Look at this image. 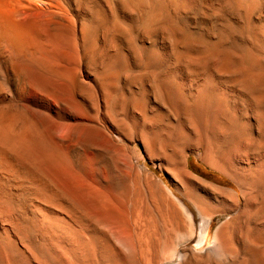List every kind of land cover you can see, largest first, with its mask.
<instances>
[{
  "label": "rangeland",
  "instance_id": "obj_1",
  "mask_svg": "<svg viewBox=\"0 0 264 264\" xmlns=\"http://www.w3.org/2000/svg\"><path fill=\"white\" fill-rule=\"evenodd\" d=\"M44 4L45 5L40 6L41 10L40 9L39 10L33 9L34 11L32 10L33 17H35L34 22L36 20V25L35 23L34 25H35V28H37L39 35H40V36L38 35L39 36L38 38L40 40V42L39 40L38 42L40 43V45L42 44L41 46L44 45L43 48L49 49L48 52H50L52 49H55L54 50L55 52L61 51L60 53L56 52L57 54L56 55L55 53H53V50H52L51 52L53 54L48 53V55L47 54L46 55H47V59H50L49 60L50 62L54 61L56 64H57L56 60H58L59 63L62 62V64H64L63 68H65L66 66L65 64H68L65 62L66 58H68L69 55L73 54L67 59L68 61L72 59L70 60L72 63L69 61L70 64H68L67 66L68 67L72 66L71 68H73V65H74V67H76L77 69L73 68L74 70L70 69V71L74 72L75 74H79V77L81 78L80 79L79 77L77 78V83L72 84V82H69L68 83L70 85L69 86L67 85L68 81L66 79L61 80V78H63L61 77V75H59L57 78L56 77L57 70L56 71L53 70V66H55V69H56V67L58 68V66L59 65L61 66V64H58L56 66L54 63H51L52 68L47 69L43 66L40 67L41 65L39 66L36 63L29 62L28 60L27 61L12 60L7 50L6 49L3 50L2 48L3 45L0 44V110L1 109L4 110V108L6 107L5 108L6 110L12 109L9 112L10 113L14 112L13 114H15L16 111L18 112V110L21 109L17 115H19L21 111L22 113L26 111V113L24 114L27 117H25L24 114H20L21 116L23 115L25 117L24 118L22 116L25 119V121L27 120L28 122L27 118H31L32 116H33V118H31L32 121L30 119L31 124L32 122L34 123V120H33L34 118H36L37 121H40L38 122L39 123L38 127H36L37 125H35V128L38 130V128H40L41 126L42 127L41 132L39 131L40 130L39 129L38 131L36 130V133L37 134L40 133L38 134L39 136H42L44 134L45 136H49L54 141V143L56 141V144H53V147H52V144H48V142L53 143L51 139H50L51 140L50 142L49 137H47L48 140L46 139L45 136H43L45 138L41 137L43 138L42 141L45 139L44 142L46 143V145H44L45 143L43 142L44 144L42 143L43 144L42 146L44 147L43 148L41 147L43 150L44 149L46 150L45 151L46 153H44V157H48V155L49 156L53 155L52 156L53 159L50 158L49 159L50 161L47 160L46 158L47 162H49L48 164H50L49 168L54 169L55 167L52 166L51 163L57 162L56 164L58 165V167L60 166L58 168V171L62 173L64 177H62L60 173L56 172L57 169L54 170V173H55L54 174L52 170L51 172L50 169L46 167L48 164L44 163L46 160L43 158V154L41 158L42 150L40 151V153L38 152V154H40L38 156L40 157L37 158L36 156L37 151L34 152L36 155L33 153L34 154L33 156L34 157L36 156L37 161L40 160V158L43 159L44 161L42 162V164L44 163L45 166L41 164L42 165L41 167H46L49 170V172H47L48 170L46 168H45L46 171L43 170L44 168L41 169L37 164H36L37 166L32 165L31 167L34 170L36 169L35 172H39V171L43 172V174H41L40 172L38 173V174H41L43 177H44V174L46 173L45 174L46 178L50 180V182L51 180L53 181L54 179L57 181L58 179L57 176L59 177V182L61 179H63L64 182L62 180L60 182L61 187L59 184L56 183V181H54L55 183L54 182H51V183H54V186L56 185L59 186L61 191L62 190L64 191V188L62 187H65L67 190L65 189L64 191L65 192L64 194H66L65 196L62 194L64 197L60 196L61 199L63 200L59 198L61 201L59 202V199H58V202H59L58 204L60 205L59 207L56 208L55 207L56 204L55 205L49 204V206H46L44 203H41L38 200H35V203H34V201L32 200L33 202L29 201L26 203V206L23 212L20 213V216H17L19 217L18 218L19 221L17 220L15 216L14 218L15 220L13 219V222L17 221L19 222V224H21L22 223L21 221L25 219L31 220L33 219V212H38L39 214L41 213L49 217H53V218L55 217L57 219H60V221L62 222V224L59 223L60 226L63 227L65 225V227L67 228H69L70 226V229L78 228V230L75 229L76 231L75 230L73 231H74V234L77 233L76 239L77 237L80 238L76 241L79 243V244L76 243V246L79 248L80 252L83 249L82 248L83 246L81 247V244L83 242L82 239L85 238V234H86L85 230H86L88 231L87 232L88 236H86L84 241H86L87 239L86 242L90 240V243H91V240L93 238H90V236L96 237V235L98 236V238H95V240L98 241L99 237H101L103 240L102 241L100 239L99 240L100 242L98 241L99 245L95 243L96 241H92L91 243V245L95 247L98 245L97 246L98 248L96 247L97 249H93L94 252L95 251L98 252L97 254L98 256L97 255L95 256L96 258L101 256L100 254L106 248H107L106 250L110 249L111 251L113 248L111 245L112 243L115 248L113 250H115L116 253L115 251L113 252L111 251V252L114 254L118 253L117 256H121V257L125 256L126 252L125 250L123 251L125 247H123V245L121 244L119 240H120V237L121 239H123L127 234L133 232L134 235L143 237L141 238L142 240L147 239L146 241H148V243L150 244V248L153 249L152 250L150 248H147L149 247V244L143 241V244H144L143 250H145L144 253L147 252L145 254L146 256L143 253L141 257L142 262L144 260L143 264L144 263L153 264L154 257L156 259V262H155L156 264H175L177 260L176 256H178L181 253V251L184 249L192 248L193 250L201 251L203 248L211 247L213 245L214 235H215L216 230L221 224H223L227 220V218H229L230 215H228L227 213H223V212H217V213L214 212L215 214L212 212L211 229L208 231L205 239L203 237L204 240L201 243V245H199L198 241L199 239L202 238V227L205 223V220L203 219L202 215H200L199 211L196 209L193 202H191L192 200L189 197L183 195V193H181L180 191L176 190V188L173 186L170 179L168 178L167 173L169 172L171 167L174 169V163L172 162L170 164V161H173V160L176 161L177 158L179 159V158L186 157L187 159L185 158V166L187 165L186 167L189 169V171L194 176L199 177L200 179L210 184H214L215 186L222 188V189L238 190L239 193L243 192L244 190H241L240 188H238L237 185L226 175V173L218 169L212 168V166L207 162V157H208L207 149L204 146L203 142L198 141V138H200L202 134L204 136V132L201 129L202 131H200V133L195 131L197 133L196 134L193 128H190L191 124L189 122L191 121V118L189 119V115L192 113V111L195 110V108L192 107V103H191L193 102V99H198L196 101L202 102L204 100L203 98L209 94L210 96L215 97L217 101H219L217 102L218 105L216 103V106H215V109H218V110H219L218 106L220 107V110L217 112H221L223 108L228 109L230 107L233 112L230 110V108L228 109L229 112L233 113L234 115L238 114V116H240L243 110H242V106L240 105L238 101V99L241 96L239 94V88L235 86V83L237 81L236 77L234 76L231 77L230 74L229 75L222 74L219 72V70L217 71L216 68H218V64L215 58H211V60H207L205 61V63L203 64L201 63V65L199 64L198 66H189L187 63V58L185 56L187 55V52H188L189 57L198 58V56L202 57L212 52L229 53L230 50L232 51V56L237 55L239 57L240 56L249 57L251 50H252V53L250 57L254 56L256 53V46L260 45L261 42H263L264 40V15H263L264 14V0H150V1L149 0H130V1L129 0H45ZM18 7L20 8L23 6H18ZM25 7L26 6L24 5V8ZM19 8H15V9H19ZM21 9L22 8L18 10V16H17V20L20 24L24 22L23 19L25 18L24 13H22L23 9L22 10ZM23 12L25 11L23 10ZM156 12L158 13V15ZM155 13H156V16L154 15ZM88 25H91V26H88ZM86 26H88L89 28L88 27L86 28ZM84 29L85 31L87 29L89 31V33L88 31H86V35L87 34L89 35V36L87 35L88 38H86L84 35L85 34V31H83ZM128 30L131 31V33ZM173 34L175 35L173 36ZM131 36H133L134 38L133 37L131 38ZM189 42L190 43L193 42L192 45ZM51 44L53 46L52 49H50ZM182 47L183 48L188 47V51L186 52V49L184 51ZM210 48L212 49L211 52L209 51ZM245 48L249 49L250 51L246 50ZM217 50H220V51H217ZM227 50L229 52H227ZM62 51H64L66 54L64 52L62 53ZM236 51L238 52V54ZM59 54H62L61 55L62 57ZM51 55H55L54 57H52L53 60L51 59V57L48 58V56H51ZM72 56L75 57L74 61L75 60L77 61L74 62ZM23 64H25L26 66H24ZM30 65L32 68L30 67ZM29 67L32 70L31 69L29 70ZM43 68L46 70H44ZM51 69L54 71V73L55 72L56 73L52 74V72H49ZM104 75L105 76L107 75L106 78L108 79H104L105 78ZM138 75L139 77H137ZM100 77H102L101 78L102 80L100 79ZM140 77H142L144 81H142ZM137 79L140 81H137ZM41 80L44 81L46 84L44 83L43 85V82L41 84L40 82ZM80 80L83 82L80 83L81 82ZM155 81L156 83H154ZM108 82L112 83V85L108 84ZM156 84L158 85V87L161 88L162 91L161 90L158 91L159 88L156 86ZM105 85L107 89L111 91L110 97L112 96L111 98H113V100L111 98L110 99L112 101L109 99V95L105 96L108 94V91ZM208 86H210V89L207 88ZM50 87H52V89ZM48 89H50L49 90L50 92L48 91ZM52 90L54 91L56 90L55 91L56 94L54 91L52 92ZM159 92H161L162 97H160L161 94ZM155 93H157L158 95L156 96ZM47 94L49 95L47 96ZM113 95L115 97H113ZM106 97L109 99V101H106L107 100ZM135 97H136V100H135ZM157 97L158 99H156ZM128 98H130L131 100H129ZM144 98L147 99L146 103L147 101L149 103L148 105L144 106L145 107L144 109L141 108V110L143 111L142 112L139 109V107L137 108L138 106L137 104L141 103L142 102L141 100L145 101ZM95 99L97 100V102ZM115 101H116V104L114 103ZM109 103H111L112 106ZM107 104L108 106L110 105L111 107H113L110 109L113 113L112 117L108 115L110 110ZM173 105L175 106V108L173 107ZM7 106H9L10 108ZM199 109L202 110V112L199 110V113L201 114V115L199 114V116L202 117L203 107L201 106ZM173 111L174 112L176 111L175 112L176 115ZM177 112H178V115H177ZM143 113H145L146 115L148 114L149 116V117L147 116L148 118H150V116L155 117V120H153L154 122L150 120H145ZM110 115H111V112H110ZM176 117L179 118V120ZM144 120L146 122H144ZM199 120L202 123L203 119H199ZM215 121L216 122L219 121L218 123H216V125L218 126V124H220V120L216 118L214 119L213 123H215ZM35 123L37 124V122ZM40 123L42 124L40 125ZM152 123L154 124L153 126L150 125ZM104 124H106L105 126L106 128L108 127L107 129L104 127ZM100 127H103L102 131H99ZM175 127L177 128L181 127L180 128L181 130L179 129L180 132H178L177 128ZM52 128L56 130L57 134L55 132H53L52 134L51 132L53 130ZM97 129H99L98 132H97ZM94 130L95 132L98 133L97 134L98 136H95L96 134L94 135ZM143 130H145L147 134L151 136L147 135L145 131L143 132ZM175 130L178 133L177 136H176V132H172ZM100 132L101 134L104 132V134L99 136ZM173 133L175 134V136L172 135ZM55 134L57 137L54 136ZM88 134H91V136ZM92 134L94 136L92 141H96L95 143L94 142L93 143L97 146L95 150H94L95 146L91 144L90 140H87L90 137H92ZM145 134L149 139L152 137L150 141L154 142V144L152 143V147L154 148V150L156 148H158L157 150H160L162 143L169 141L168 143L166 142L167 144H164L165 146L164 152L163 153L155 152L153 149H152L153 151L149 150L145 142V138H146ZM84 135L85 137L83 138L84 139L83 140L82 137ZM60 137L62 138V140L63 139L65 140V141L63 140L64 143H62V140L60 141ZM41 138H38V139L40 140ZM154 138H155V141L152 140ZM173 138L175 140H173L172 142ZM185 138H188V139H185ZM80 139L82 141H86V140L87 142L90 141L89 142L90 144L89 143L86 144V142L81 144L82 142ZM181 139L183 140V142ZM99 140H101V142ZM187 140H189V142ZM197 141L200 142L199 145ZM186 142L189 146L186 144ZM195 142L197 143V146L195 145L196 144ZM174 143H175V146H174ZM39 144L41 145V143ZM39 144H38V148H39ZM177 144L178 146L179 145L180 146L178 147ZM90 145H92V147H90ZM185 147L188 149H186ZM41 148L37 150H40ZM217 149L218 148L215 147L213 149V152L216 151L215 153L222 158L223 160L222 163L224 164H221V165H223L222 167L226 166L225 168L227 170L224 168L226 171H228L229 169H234L238 172H245V171H249L250 169L257 170L260 166H262V164L264 165V152H261L262 154L260 152H258V154L257 152H249V153L244 154L245 152L243 153L238 150H234L235 151L234 153V151H227L226 149L223 151L221 149H218V150ZM52 151L54 153H52ZM83 151L85 153H83ZM62 152L67 157H65ZM150 152H152V154ZM154 152L156 153V156H154L155 155ZM171 153L172 155L169 157ZM224 153L225 154L227 153V154L225 155ZM57 154H59L58 155L59 157L56 156ZM150 155H153L154 157L153 156L151 157ZM229 155L231 156L229 157ZM60 157L61 158L63 157L64 159L63 158L61 159ZM62 160L63 161L68 160L69 162L66 163V162H63ZM224 160L226 163L224 162ZM62 162L66 165L63 166ZM34 163H37V162H34ZM53 165H55V163ZM163 165L165 166V168ZM167 167L169 168L167 169ZM37 169H39V171H37ZM117 170L119 172H116ZM50 172L52 173V175L54 176L56 175L55 178L52 175L49 176ZM120 172H122L123 174H120ZM102 174L105 175L106 177L103 176ZM105 178H108V179H105ZM137 178H138V181H137ZM145 178L147 179L146 183H145ZM149 178L156 179V180L162 179L167 185V187L170 190L175 192L177 199L180 200V203L184 205V206L182 205V207L188 210L187 211L189 212L188 215L193 216V221H194L193 228H192L193 235L190 239L187 240L184 238H180V234L183 235L186 231H189L190 229L189 225H186L185 228L177 229V232L179 233L177 234V236L174 235L177 232H175L173 228L172 230L171 227L169 228V226L167 225L163 226V224L165 223L162 224V221L159 218V215L154 206V203H152L153 199L150 197V193L147 188L149 184L148 182ZM105 180H107L109 183ZM141 180L144 181L141 184L142 186L139 185ZM120 182L121 184H125V185H121ZM4 183L5 182L0 181L1 186H5ZM51 183H48L49 185L47 184L44 186V187L48 186L46 190H48V188L52 186ZM117 184L119 186H117ZM67 185L69 186L71 185L72 188L74 187L73 192H75V190L76 192H78L77 196L74 195L78 200H76L73 196L70 197L72 192L69 191L71 188L70 187L67 188L68 187ZM134 186H136L138 189ZM140 188L143 190H141ZM122 189H125L126 191ZM145 189L147 190L144 191ZM48 191H49L47 192L49 193L48 195H50V192L52 194L51 188ZM66 191H69V193L67 192L69 195H67ZM120 191L122 193H120ZM246 191L247 190H245V192ZM81 192L82 193L84 192V195ZM139 192H142V193H139ZM79 193L80 195H78ZM143 193L148 194L147 196H144L145 200L142 198L141 199L136 198L138 197V194H140L141 197H143ZM81 194L84 196L83 198L84 202L81 203L82 201H80V204H79L77 201L81 199V197L79 199V196H82ZM91 194L92 196H95L97 194L99 195V197L96 196L95 198L99 199V201L102 200V202L101 203L99 202L98 204V200H97V203L94 202V204L95 206L98 205L97 206L98 208L100 206L102 207L98 209L97 207L94 206L92 199H95V198L92 197V199H90ZM101 195H102V198H101ZM85 196H90V198L89 199L85 198ZM67 197L70 198V201ZM72 198L74 199V201ZM71 200L73 201V203H71ZM75 200L77 203L75 202ZM138 200H141L140 203H143V204H139L141 206H138L137 208L138 210L137 209L135 210L134 208ZM147 200H148V203L146 202ZM86 201L92 202V203H89V202L88 203L92 204L94 208L90 207L91 208L90 209ZM68 202L70 203L68 204ZM62 203H64V205H61ZM75 205L78 207L81 206L80 208L81 212L82 211L83 213L85 212L84 214H87L85 216H88V218L90 219L86 220L84 218L85 217L84 214H82L79 211L78 207L76 208L74 207ZM62 206L63 207L65 206L67 208L69 207V208L67 209L64 207L65 208L64 209ZM70 206L72 207L70 208ZM82 206L85 207L86 209L82 208ZM124 206H126L127 208L125 209ZM144 206H146V208ZM143 208L146 213L145 212L143 213V210H141ZM240 208H242V202H241ZM62 209L63 210L67 209V211L63 213ZM74 210H75V213H73ZM87 210L89 212H87ZM92 210L93 211L96 210L100 212L95 211L94 213L92 212ZM76 211H79L80 214H77ZM148 211H149L150 216L148 215ZM151 211H153V213ZM24 212L26 214H24ZM103 212L106 214L104 215ZM68 213H72L70 214V216L72 215L73 219L68 215ZM107 213L109 214L112 213V214L107 215ZM22 214H24V216ZM102 214L105 218V221L103 219ZM131 214L132 215L135 214V215L132 216ZM118 216L122 219H120ZM126 216L128 217L130 216V217L125 218ZM140 216H143V217H140ZM1 217L2 216L0 215V239L5 237L11 243L13 242L17 248L18 247L17 238L19 237V235L16 234L15 231L13 232V230L10 232V230L8 229V226L11 223L12 224L14 223L10 222L9 224V222L8 223L6 221L3 222V219H1ZM133 217H135V219H138V220L140 218H143L144 220L145 219L144 217H147V218L143 222L141 221L142 219H140L139 221L141 223L140 222L138 223V220H135ZM130 218H133L134 220ZM82 219L84 220L82 221ZM124 219H126L127 221L126 220L122 221ZM128 219H130L129 221V224L131 223L130 225H127ZM152 219H154L155 221L154 220L152 221ZM73 220L75 221L73 222ZM77 220H79L78 223L80 224L77 223ZM93 220L98 225H96L95 222L93 223L95 225L85 224L86 222H89V223L93 222ZM131 220L135 224L131 222ZM106 221L107 223L108 222L109 223L107 224ZM119 221H121V224ZM132 223L135 226L132 225ZM157 223L159 224V226ZM73 224L74 226H72ZM79 225H82L84 229L86 227V229L84 230ZM137 225L139 227V230H136L138 229ZM149 225H150V229L151 227H153L152 229L156 231V232L153 231V236L151 235L152 230L150 231L151 234L149 236V230H150ZM87 226L89 228H87ZM96 226L97 227L99 226V227L97 228ZM129 226L132 232L130 231ZM141 226L146 227L144 228L145 230H142V232L140 231L142 228ZM122 228H124L125 230ZM146 229L147 230L149 229L148 232L146 231ZM79 230L81 233H79ZM105 230L108 233H106ZM109 230L111 231V233H109L110 232ZM170 230L171 232L167 233V231H170ZM138 231H140L141 233H139ZM143 231H146L147 233ZM181 231L183 233H181ZM137 232L139 233V235L137 234ZM144 233L146 235H144ZM161 233L164 235H161ZM92 234H95V236ZM107 234H109V237ZM147 234L149 237H152L151 240L147 236ZM168 234H170V236H168ZM111 235L114 238H112ZM110 236L114 241L110 239ZM115 238H117L118 241ZM166 238H168L167 241H166ZM175 238L177 239V241L175 240ZM153 239L158 240V243H157L158 245L155 244L156 240H155V243L151 244V241L154 242ZM172 239L173 241L176 242V244L175 242L173 243ZM106 241H109V242L107 243ZM115 241H117L118 245L121 244L120 246L122 247L118 245L116 246ZM93 242H94V245H93ZM103 242L105 243L104 246H103ZM100 243L102 245H100ZM170 243L171 245L175 244L173 246L174 249L172 248ZM166 244H169V246L167 245V247H170L169 249L170 250L172 249V251L166 248ZM145 245H146V248L144 247ZM176 246L179 247L178 250ZM121 248L123 249L121 250ZM154 249L158 251H155ZM174 250L177 251L176 252L177 254H175L174 257L170 258L169 256ZM165 252L168 254L166 255ZM154 253L156 254L158 253V255L161 256L162 258L157 256ZM163 253H165V256L167 258L163 257L164 256L162 255ZM149 254H150L149 256L150 258L148 257ZM156 257H159L160 263H158L159 260ZM163 258H165L166 260H164ZM145 260H147V262H145Z\"/></svg>",
  "mask_w": 264,
  "mask_h": 264
},
{
  "label": "bare ground",
  "instance_id": "obj_2",
  "mask_svg": "<svg viewBox=\"0 0 264 264\" xmlns=\"http://www.w3.org/2000/svg\"><path fill=\"white\" fill-rule=\"evenodd\" d=\"M44 1L45 0H0V44L3 45V50L6 49L9 56L11 57L12 60H18V61H29V62H32V63H36L37 65H41L40 67H45L47 69L49 68H52V64L51 63H54L56 66L58 64H61V66L59 65L58 69L56 67L55 69V66H53V70H57L55 73L57 74L56 77L58 78L59 75H61V80L63 79H66L67 81V85H69L68 83L69 82H72V84L74 83H77V78L79 77V74H75L74 72L70 71V69L74 70L73 68H76L74 67L73 65V68H71L72 66L68 67L67 65L70 64L69 61L72 60L70 59L69 61L67 60L71 55H69L68 58H66V63L68 64H65V68H63L64 64L59 63L58 60L57 61V64L53 61H49L50 59H47V55L48 53H52L51 51L53 50V53L56 54V52L60 53L61 51H54L55 49H52V44L50 45L52 49L50 52L49 49H45L43 48V46L40 45V40H39V32L37 30V28H35V25H36V20L34 22V18L33 17V14H32V10L35 9V10H39L40 9V6H43L45 5L44 4ZM130 1V0H129ZM150 1V0H149ZM15 5H14V4ZM46 3V2H45ZM51 3V2H50ZM49 3V4H50ZM126 3V2H125ZM132 3V2H131ZM153 3V2H152ZM150 4V3H149ZM234 4V3H233ZM24 5L26 6L24 8ZM111 5V4H110ZM151 5V4H150ZM18 6H23V7H20L22 8L25 12H23L22 10V13H24V19L21 24L18 22L17 20V16H18V10H20V8ZM130 6V5H129ZM146 6V5H144ZM126 7V6H125ZM15 8H19V9H15ZM91 8V7H90ZM261 8V7H260ZM133 9V8H132ZM41 10V9H40ZM34 11V10H33ZM136 11V10H135ZM243 11V10H242ZM241 11V12H242ZM92 12V10H91ZM94 12V11H93ZM155 12V11H154ZM21 13V12H20ZM145 13V12H144ZM157 13V12H156ZM156 13L154 14L156 16ZM235 13V12H234ZM138 14V13H136ZM147 14V13H146ZM152 14V13H151ZM150 14V15H151ZM116 15V14H115ZM120 15V14H119ZM158 15V13H157ZM241 15V14H240ZM264 15V14H263ZM159 17V16H158ZM235 17V16H234ZM250 17V16H249ZM101 18V17H100ZM242 18V17H241ZM62 19V18H61ZM149 19V18H148ZM253 19V18H252ZM251 19V20H252ZM59 20V19H58ZM57 20V21H58ZM100 20V19H99ZM92 21V20H91ZM90 21V22H91ZM139 21V20H138ZM21 22V20H20ZM135 22V21H134ZM164 22V21H163ZM173 22V21H172ZM171 22V23H172ZM251 22V21H250ZM35 23V25H34ZM72 23V22H71ZM82 23V22H81ZM103 23V22H102ZM245 23V21H244ZM62 24V23H61ZM143 24V23H142ZM115 25V24H114ZM113 25V26H114ZM150 25V24H149ZM173 25V24H172ZM260 25V24H259ZM88 26H91V25H88ZM86 26V28L88 27ZM248 26V25H247ZM37 27V26H36ZM186 27V26H185ZM85 28V29H86ZM89 28V27H88ZM96 28V27H95ZM127 28V27H126ZM85 29L83 31H85ZM108 29V28H107ZM171 29V28H170ZM190 29V28H189ZM120 30V29H119ZM167 30V29H166ZM74 31V30H73ZM88 31V29L86 30ZM86 31H85V37H87L86 35ZM91 31V30H90ZM129 31V30H128ZM168 31V30H167ZM62 32V31H61ZM131 33V31H129ZM140 32V31H139ZM177 32V31H176ZM175 32V33H176ZM37 33V35H36ZM76 33V32H75ZM89 33V31H88ZM104 33V32H103ZM108 33V32H107ZM164 33V32H163ZM173 33V32H172ZM171 33V34H172ZM118 34V33H117ZM151 34V33H150ZM170 34V36H171ZM177 34V33H176ZM39 35V36H38ZM113 35V33H112ZM175 34H173L174 36ZM205 35V34H204ZM78 36V35H77ZM89 36V35H88ZM206 36V35H205ZM74 37V36H73ZM115 37V36H114ZM133 36H131L132 38ZM38 38V39H37ZM75 38V37H74ZM77 38V37H76ZM80 38V37H79ZM134 38V37H133ZM260 38V37H259ZM117 39V38H116ZM173 39V38H172ZM176 39V38H175ZM185 39V37H184ZM39 40V42H38ZM84 40V39H83ZM174 40V39H173ZM85 41V40H84ZM192 41V40H191ZM245 41V40H244ZM75 42V41H74ZM229 42V41H228ZM258 42V41H257ZM78 43V42H77ZM80 43V42H79ZM177 43V42H176ZM190 43V42H189ZM193 42H191L190 44L192 45ZM105 44V42H104ZM119 44V43H118ZM54 45V44H53ZM176 45V44H175ZM185 45V44H184ZM189 45V44H188ZM49 46V47H50ZM76 46V45H75ZM190 46V45H189ZM225 46V45H224ZM48 47V48H49ZM226 47V46H225ZM224 47V48H225ZM55 48V47H54ZM119 48V46H118ZM183 48V47H182ZM209 48V47H208ZM212 48V47H211ZM210 48V52L211 49ZM97 49V48H96ZM113 49V48H112ZM184 51L186 49V52L188 51V47L186 48H183ZM246 49V48H245ZM253 49V48H252ZM61 50V49H60ZM79 50V49H78ZM120 50V49H119ZM118 50V51H119ZM125 50V49H124ZM191 50V49H190ZM229 50V48H228ZM227 50V52H229ZM246 50H249V49H246ZM93 51V50H92ZM204 51V50H203ZM217 51H220V50H217ZM235 51V50H234ZM250 51V50H249ZM248 51V52H249ZM64 51H62L63 53ZM183 52V51H182ZM185 52V53H186ZM209 52V53H210ZM231 52V53H230ZM230 54L229 53H225V52H212L210 54H206L202 57L198 56V58H193V57H189L188 56V52H187V55L185 56L187 58V63L189 66H198L199 64L201 65V63H205V61L207 60H211V58H215L216 61H217V64H218V68H216V70L222 74H230L231 77L234 76L237 78V81L235 83V86L239 88V94H240V98L238 99L240 105L242 106V113L240 116H238V114L235 116L233 113L229 112V107L228 109L226 108H223V110L221 112H217L220 110V107L218 106L219 110L218 109H215V106H216V103L219 102L217 101V99L213 96H210L207 95L206 97H204L203 101L202 102H198L196 100L198 99H193V102L192 103V107L195 108L194 111H192V113L189 115V119L191 118V121L190 124H191V127L190 128H193L194 132H199L203 130L204 132V136L202 134V136L200 138H198V141L200 142H203L204 146L206 147L207 149V162L212 166V168L214 169H218L224 173H226V175L237 185L238 188H240L241 190H244L243 192L239 193L238 190H226V189H222V188H219L217 186H215L214 184H210L202 179H200L199 177H196L194 176L190 171L189 169L185 166V158H177L176 161H170V164L173 162L174 163V169L171 167V169L169 170V172L167 173L168 174V178L170 179L171 183L173 184V186L176 188L177 191H180L181 193H183V195L189 197L193 202L194 206L196 207V209L199 211L200 215H202L203 219L205 220V223L202 227V238L199 239L198 241V244L201 245V243L203 242V240L205 239L208 231L211 229V220H212V212L214 213H217V212H223V213H227L229 216V218H227V220L221 224L218 229L216 230L215 232V235H214V241H213V245L209 248H203L201 251H196V250H193L192 248H187V249H184L181 251V253L176 256L177 257V260H176V263L175 264H264V165L262 164V166H260L257 170H254V169H250L249 171H245V172H238L234 169H229L228 171H226L227 169L225 168L226 164L224 165L225 167H222L223 165L221 164H224L222 163L223 160L220 156H218L215 152H213V149L215 147H217L218 149H221L222 151L223 150H227V151H234V150H238V151H241V152H245L244 154L246 153H249V152H264V40L263 42H261L260 45L256 46V53L254 56L250 57L251 56V53H252V50L250 52V56L249 57H242V56H237V55H233L232 56V51L230 50ZM237 52V51H236ZM52 53V54H53ZM65 53V52H64ZM88 53V52H86ZM241 53V51H240ZM253 53V54H254ZM7 54V53H6ZM47 54V55H46ZM49 54V55H50ZM66 54V53H65ZM238 54V52H237ZM245 54V53H244ZM249 54V53H248ZM252 54V55H253ZM57 55V54H56ZM60 56L62 54H59ZM64 55V54H63ZM55 55H51V56H48L51 57V59L53 60L52 57H54ZM75 56V55H74ZM73 57V61L75 59V57ZM59 57V56H58ZM62 57V56H61ZM67 57V56H66ZM71 57V58H72ZM93 58V57H92ZM57 59V58H56ZM183 59V58H182ZM97 60V59H96ZM63 61V62H64ZM77 61V60H75ZM74 61V62H75ZM81 61V59H80ZM105 61V60H104ZM182 61V60H181ZM16 62V61H15ZM71 62V61H70ZM73 62V63H74ZM97 62V61H95ZM26 63V62H25ZM72 63V62H71ZM104 63V62H103ZM143 63V62H142ZM181 63V62H180ZM19 64V63H18ZM76 64V63H75ZM22 65V63H21ZM24 66H26L25 64H23ZM72 65V64H71ZM78 65V64H77ZM215 66V64H214ZM23 67V66H22ZM31 67V65H30ZM29 67V70L32 68ZM35 67V66H34ZM129 67V66H128ZM17 68V67H16ZM38 68V67H37ZM94 68V67H93ZM210 68V67H209ZM15 69V67H14ZM25 69V68H24ZM42 69V68H40ZM44 69V68H43ZM77 69V68H76ZM96 69V68H95ZM26 70V69H25ZM28 70V69H27ZM28 70V71H29ZM32 70V69H31ZM46 70V69H44ZM52 70V69H51ZM49 71V72H52V74L54 73V71ZM94 70V69H93ZM16 71V69H15ZM76 71V70H75ZM123 71V70H122ZM185 71V70H184ZM205 71V70H204ZM54 73V74H55ZM32 74V73H31ZM81 74V73H80ZM153 74V73H152ZM161 74V73H160ZM197 74V73H196ZM149 75V74H148ZM157 75V74H156ZM82 76V75H80ZM98 76V75H97ZM107 76V75H106ZM106 76L104 75V79H108L106 78ZM120 76V75H119ZM128 76V74H127ZM144 76V75H142ZM160 76V75H159ZM29 77V76H28ZM139 77V75L137 76ZM51 78V77H50ZM81 77H79L80 79ZM102 77H100L101 79ZM135 78V77H134ZM215 78V77H214ZM78 79V80H79ZM83 79V78H82ZM81 79V80H82ZM114 79V78H113ZM119 79V78H118ZM128 79V78H127ZM139 79V78H138ZM137 81H140L138 80ZM140 79H142V77H140ZM4 80V79H3ZM60 80V81H61ZM80 80V81H81ZM84 80V79H83ZM102 80V79H101ZM155 80V78H154ZM118 81V80H117ZM131 81V79H130ZM142 81H144L142 79ZM158 81V80H157ZM41 84L43 82V85H44V81H40ZM59 82V81H58ZM64 82V83H66ZM83 81H81L80 83H82ZM106 82V81H105ZM104 82V83H105ZM111 82V81H110ZM108 82V84H111ZM235 82V81H234ZM28 83V82H27ZM79 83V82H78ZM86 83V82H85ZM156 83V81L154 82ZM46 84V83H45ZM84 84V83H83ZM208 84V83H207ZM62 85V84H60ZM76 85V84H75ZM89 85V84H88ZM193 85V84H192ZM66 86V85H64ZM70 86V85H69ZM82 86V85H81ZM85 86V85H84ZM110 86V85H109ZM155 86V85H154ZM156 86L158 87V85L156 84ZM160 86V85H159ZM72 87V86H71ZM75 87V86H74ZM106 87V85H105ZM111 87V86H110ZM49 88V87H48ZM52 89V87H50ZM149 88V87H148ZM155 88V87H154ZM160 91L161 88L158 87ZM157 88V89H158ZM208 89H210V86L207 87ZM6 89V88H5ZM54 89V87H53ZM82 89V88H81ZM104 89V88H103ZM107 89V87H106ZM50 89H48L49 91ZM93 90V89H92ZM105 90V89H104ZM44 91V90H43ZM47 91V92H48ZM54 90H52L53 92ZM56 91V90H55ZM54 91V92H55ZM58 91V90H57ZM72 91V90H71ZM108 94L105 95V96H108L109 95V99L112 97H110V93L111 91L108 90ZM110 91V92H109ZM157 91V92H158ZM162 91V90H161ZM204 91V90H203ZM206 91V90H205ZM209 91V90H208ZM50 92V91H49ZM155 92V91H154ZM58 93V92H57ZM105 93V91H104ZM161 94V92H159ZM165 93V92H163ZM210 93V92H209ZM42 94V93H41ZM51 94V93H50ZM54 94V93H52ZM56 94V92H55ZM73 94V93H72ZM98 94V93H97ZM156 96L158 95L157 93H155ZM49 94H47L48 96ZM95 95V93H94ZM115 95V94H114ZM113 95V97H115ZM199 95V94H198ZM203 95V94H202ZM60 96V95H58ZM155 96V97H156ZM164 96V94H163ZM51 97V96H50ZM77 97V96H76ZM162 97V94L161 96ZM201 97V95H200ZM61 98V97H60ZM107 98V97H106ZM105 98V99H106ZM119 98V97H118ZM165 98V96H164ZM109 99L107 98L106 101H109ZM113 100V98H111ZM110 99V100H111ZM129 100H131L130 98H128ZM142 99V98H141ZM139 99V100H141ZM145 99V98H144ZM158 99V97L156 98ZM96 100V99H95ZM111 100V101H112ZM135 100H136V97H135ZM146 100L143 101L141 100L142 102L141 103H138L137 105V108L139 107V109L141 110V108H145L144 106L145 105H148V101L146 103ZM110 101V102H111ZM170 101V100H169ZM97 102V100H96ZM128 102V100H127ZM163 102V101H162ZM171 102V101H170ZM169 102V103H170ZM198 102V103H197ZM94 103V102H93ZM108 103V102H106ZM116 104V101L114 102ZM172 103V102H171ZM111 105V103H109ZM128 104V103H127ZM130 104V103H129ZM136 104V102H135ZM222 104V103H221ZM72 105V104H71ZM107 106L109 107V110L113 107L111 106ZM150 105V104H149ZM172 105V104H171ZM203 107V116L200 117L199 116V108L201 106ZM218 105V103H217ZM228 105V104H226ZM65 106V105H64ZM97 106V105H96ZM131 106V105H130ZM223 106V105H222ZM9 107V106H7ZM100 107V106H99ZM129 107V106H128ZM135 107V106H134ZM170 107V106H169ZM173 107L175 108V106L173 105ZM6 108V107H5ZM4 108V110H0V181H3L5 182V186H1L0 185V215L2 216L1 219H3V222L6 221L7 223L9 222H13V219L18 218L17 216H20V213L23 212L25 206H26V203L29 202V201H34L35 203V200H38L39 202L41 203H44L46 206H49V204L51 205H55V207H59L60 205L58 204L61 199L60 196L64 197L66 194H64L65 192V187H62L64 188V191L60 189L61 187V180L63 181V179L60 180L59 182V177L57 176V182L55 179L51 182H54L56 181L57 184L60 185L59 186H54V183H51L50 180H48L46 178V173L44 174V177L41 175L43 174V172H40L39 169H37V171H39L41 174H38L39 172H35V170L31 167L32 165H38L41 169L44 168L43 170L46 171V167L49 168V165L48 164L49 162H47V160H49L50 158L53 159V155L49 156L48 157H44V153H46L45 149L43 150L42 148L44 146H42L45 142L44 140L42 141L43 138L46 137V139L48 140L47 137L49 136H45L42 135V136H39L38 134L40 133H36V128H35V125H37L36 127H38V122L40 121H37L36 118H34V123L32 122V125L31 122H30V119L33 118V116L31 118H27L28 119V123L27 120L25 121V117H27L22 111L20 114H24V118L19 114L18 112L21 110H18V112L16 111L15 114H13L12 112L10 113L9 111L11 110H6ZM10 108V107H9ZM136 108V107H135ZM134 108V109H135ZM124 109V108H123ZM133 109V110H134ZM15 110V109H14ZM13 110V111H14ZM23 110V109H22ZM95 110V109H94ZM108 110V111H109ZM138 110V109H137ZM171 110V109H170ZM173 110V109H172ZM176 110V109H175ZM231 110V108H230ZM142 111V110H141ZM146 111V110H145ZM144 111V112H145ZM149 111V110H148ZM202 112V110H200ZM232 111V110H231ZM110 112H111V115H110ZM143 112V111H142ZM174 112V111H173ZM176 112V111H175ZM174 112V113H175ZM233 112V111H232ZM28 113V112H27ZM73 113V112H72ZM147 113V112H146ZM190 113V112H189ZM237 113V112H236ZM121 114V113H120ZM144 117H145V120H150L152 122H154L153 120H155V117H151L148 118V114L146 115L145 113H143ZM110 117H112L113 113L112 111L110 110L109 111V114H108ZM176 115V113H175ZM177 115H178V112H177ZM201 115V114H200ZM99 116V115H98ZM148 116V117H147ZM159 116V115H158ZM180 116V115H179ZM177 116V117H179ZM188 116V114H187ZM30 117V116H29ZM82 117V116H81ZM160 117V116H159ZM176 117V118H177ZM114 118V117H113ZM147 118V119H146ZM219 119L220 120V124H218V126L216 125V122L213 123L214 119ZM36 119V121H35ZM99 119V118H98ZM115 119V118H114ZM179 120V118H177ZM176 119V120H177ZM199 119H203L202 120V123L200 122ZM100 120V119H99ZM144 120V122H146ZM32 121V119H31ZM106 121V120H105ZM117 121V119H116ZM37 122V124L35 123ZM101 122V121H100ZM149 122V121H148ZM147 122V123H148ZM57 123V122H56ZM106 123V122H105ZM128 123V122H127ZM42 123H40L41 125ZM39 125V126H40ZM108 125V124H107ZM114 125V124H113ZM150 125H154L153 123L150 124ZM77 126V125H76ZM83 126V125H82ZM85 126V125H84ZM90 126V125H89ZM106 126V124H104V127ZM109 126V125H108ZM177 126V125H176ZM86 127V126H85ZM111 127V126H110ZM183 127V126H182ZM41 126L40 128H38V130L41 132ZM82 128V127H81ZM102 128L103 127H100V130L97 129V132L98 130L99 131H102ZM106 128V127H105ZM108 128V127H107ZM106 128V129H107ZM145 128V127H144ZM143 128V129H144ZM177 128V127H175ZM181 128V127H180ZM180 128H177L178 132ZM44 129V128H43ZM53 129V128H52ZM119 129V128H118ZM184 129V128H182ZM202 129V130H201ZM37 130V131H38ZM105 130V129H103ZM110 130V129H109ZM181 130V129H180ZM45 131V130H44ZM113 131V130H112ZM145 130H143L144 132ZM159 131V130H158ZM185 131V130H184ZM190 131V130H189ZM52 134L53 132L56 133V130H52L51 131ZM97 132H95L94 130V135L95 136H98ZM142 132V133H143ZM146 132V131H145ZM150 132V131H149ZM148 132V133H149ZM170 132V131H169ZM172 132H176V136L178 135L177 131H172ZM182 132V131H181ZM195 132V133H196ZM45 133V132H44ZM70 133V132H69ZM74 133V132H73ZM158 133V132H157ZM156 133V135H157ZM183 133V132H182ZM185 133V132H184ZM190 133V132H188ZM37 134V135H36ZM57 134V133H56ZM56 134L54 135L55 137ZM60 134V133H59ZM78 134V133H77ZM104 134V132L102 133ZM101 132L99 133V136L102 135ZM107 134V132H106ZM147 134V132H146ZM145 134V136H146ZM187 134V133H186ZM197 134V133H196ZM47 135V134H46ZM91 136V134H88ZM138 135V134H137ZM144 135V134H143ZM149 135V134H147ZM155 135V136H156ZM173 136H175V134L173 133L172 134ZM182 135V134H181ZM184 135V134H183ZM188 135V134H187ZM45 136V137H43ZM53 136V135H52ZM64 136V135H63ZM89 136V137H90ZM151 136V135H149ZM160 136V135H159ZM190 136V135H189ZM43 137V138H41ZM85 137V135L82 137V139ZM88 137V138H89ZM186 137V136H185ZM38 138H41L40 140ZM77 138V136H76ZM87 138V137H86ZM91 138V139H90ZM89 139L87 140H90L91 141V144L94 145V150L96 149V145L94 144L96 141H92L94 136L92 134V137H90ZM152 138V137H151ZM150 138V139H151ZM156 138V137H155ZM155 138L152 139L155 141ZM177 138V137H176ZM179 138V136H178ZM51 138L49 137V140ZM58 139V138H57ZM150 139L146 136L145 138V142L148 146V149L153 151L154 148L152 147V143L154 144V142H151ZM166 139V138H165ZM185 139H188V138H185ZM52 140V139H51ZM50 140V142H51ZM59 140V139H58ZM62 140V138L60 137V141ZM64 140V139H63ZM62 140V143H64ZM74 140V139H73ZM81 140V139H80ZM79 140V141H80ZM84 140V139H83ZM86 141H82L81 140V144L85 143L88 144L90 141L87 142ZM95 140V139H94ZM173 140H175L174 138L172 139V142ZM178 140V139H177ZM182 140V139H181ZM197 140V139H196ZM65 141V140H64ZM98 141V140H97ZM101 142V140H99ZM162 141V140H160ZM189 142V140H187ZM191 141V139H190ZM197 141V142H198ZM44 142V143H43ZM48 142V141H47ZM53 143H49L48 144H52V147H53V144H56V141L54 143V141L52 140ZM78 142V141H76ZM94 142V143H93ZM99 142V143H100ZM103 142V141H102ZM144 142V141H143ZM167 143L169 141H166ZM166 142L162 143V146L160 148V150H157L158 148H156L154 151L155 152H164L165 150V146L164 144H167ZM183 142V140H182ZM200 142H198V145L200 144ZM41 143V145L39 144ZM43 143V144H42ZM157 143V142H156ZM181 143V142H180ZM179 143V144H180ZM196 143V142H195ZM38 144H39V148H41L40 150H37L39 149L38 148ZM77 144V143H76ZM90 144V143H89ZM185 144V142H184ZM183 144V145H184ZM187 144V142H186ZM46 145V143L44 144ZM63 145V144H62ZM61 145V146H62ZM69 145V143H68ZM75 145V144H74ZM73 145V146H74ZM92 145H90V147H92ZM145 145V143H144ZM188 145V144H187ZM197 146V143L195 144ZM55 146V145H54ZM174 146H175V143H174ZM178 146V144H177ZM180 146V145H179ZM178 146V147H179ZM189 146V145H188ZM203 146V147H204ZM51 147V146H50ZM68 147V146H67ZM86 147V146H85ZM187 147V146H186ZM185 147V148H186ZM200 147V146H199ZM198 147V148H199ZM36 148V149H35ZM56 148V147H55ZM83 148V147H82ZM183 148V147H182ZM192 148V146H191ZM35 149V150H33ZM84 149V148H83ZM98 149V148H97ZM153 149V150H152ZM181 149V148H180ZM188 149V148H186ZM185 149V150H186ZM196 149V148H195ZM205 149V148H204ZM217 149V150H218ZM42 150L41 152V158H42V154H43V158L47 160L44 162L46 164H48L46 167H41L42 165H44V163L42 164V162L44 161L43 159L40 158V160L37 161L36 159V156L37 158L40 157L38 155V152L40 153V151ZM105 150V149H104ZM179 150V149H178ZM193 150V148H192ZM35 151H37V155L34 153ZM54 151V150H53ZM52 151V153H54ZM75 151V150H74ZM80 151V150H79ZM176 151V150H175ZM206 151V150H205ZM221 151V152H222ZM149 152V151H148ZM154 152V156H156V153ZM170 152V151H169ZM177 152V151H176ZM218 152V151H217ZM220 152V150H219ZM36 155L35 157L33 156L34 154ZM50 153V152H48ZM57 153V152H56ZM63 153V152H62ZM68 153V152H67ZM83 153H85L83 151ZM95 153V152H94ZM152 154V152H150ZM215 153V154H214ZM235 153V151H234ZM237 153V152H236ZM259 153V155H260ZM64 154V153H63ZM96 154V153H95ZM101 154V153H100ZM178 154V153H177ZM182 154V153H181ZM206 154V152H205ZM222 154V153H221ZM225 154V153H224ZM227 154V153H226ZM225 154V155H226ZM262 154V153H261ZM59 154H57L56 156H58ZM97 155V154H96ZM158 155V154H157ZM172 155V153L169 155V157ZM233 155V154H232ZM258 155V156H259ZM47 156V155H45ZM65 156V154H64ZM151 157L153 155H150ZM153 156V157H154ZM168 156V155H167ZM231 155H229L230 157ZM241 156V155H240ZM250 156V155H248ZM262 156V155H261ZM34 157V158H33ZM59 157V156H58ZM67 157V156H65ZM168 157V158H169ZM177 157V156H176ZM182 157V155H181ZM226 157V156H225ZM61 158V157H60ZM63 158V157H62ZM61 158V159H62ZM175 158V156H174ZM64 159V158H63ZM67 159V158H66ZM87 159V158H86ZM187 159V158H186ZM204 159V158H203ZM227 159V158H226ZM34 160V161H33ZM70 160V159H69ZM85 160V159H84ZM167 160V158H166ZM228 160V159H227ZM50 161V160H49ZM55 161V160H53ZM61 161V160H59ZM63 161V160H62ZM161 161V160H160ZM229 161V160H228ZM240 161V160H239ZM257 161V160H256ZM259 161V160H258ZM34 162H37V163H34ZM63 162H69L68 160L67 161H63ZM62 162V163H63ZM163 162V161H162ZM165 162V161H164ZM225 162V160H224ZM51 163V162H50ZM55 163V165H53ZM54 163H51L52 166H54L55 168L54 169H50V171L52 170L53 173H54V170L57 169L56 172L60 173L58 171V165L56 164L57 162H54ZM226 163V162H225ZM229 163V162H228ZM231 163V162H230ZM42 164V165H41ZM69 164V163H68ZM208 164V165H209ZM36 165V166H37ZM62 165V164H61ZM66 165L63 163V166ZM124 165V164H123ZM128 165V164H127ZM131 165V163H130ZM165 165V164H164ZM163 165V166H164ZM45 166V165H44ZM115 166V165H114ZM125 166V165H124ZM133 166V165H132ZM131 166V167H132ZM173 166V164H172ZM38 167V168H39ZM51 167V166H50ZM57 167V168H56ZM104 167V166H103ZM170 167V166H169ZM167 167V169L169 168ZM229 167V166H228ZM255 167V166H253ZM46 168V169H45ZM165 168V166H164ZM226 170H225V169ZM238 168V167H237ZM47 169V170H48ZM102 169V167H101ZM60 170V169H59ZM51 171V172H52ZM49 172V170L47 171ZM49 173V176L52 175V173ZM77 172V171H75ZM111 172V171H110ZM116 172H119L118 170ZM124 172V171H123ZM127 172V171H126ZM71 173V172H70ZM128 173V172H127ZM55 174V173H54ZM62 175V173H60ZM111 174V173H110ZM120 174H123L122 172H120ZM131 174V173H130ZM128 174V175H130ZM140 174V172H139ZM142 174V173H141ZM151 174V173H150ZM59 175V174H58ZM103 175V174H102ZM126 175V174H125ZM152 175V174H151ZM48 176V178H49ZM54 178L55 176L52 175ZM51 176V177H52ZM105 176V175H103ZM124 176V175H123ZM140 176V175H139ZM52 177V178H53ZM62 177H64L62 175ZM61 177V178H62ZM75 177V176H74ZM106 177V176H105ZM120 177V176H119ZM77 178V177H76ZM124 178V177H123ZM128 178V176H127ZM143 178V177H142ZM141 178V179H142ZM156 178V177H155ZM105 179H108V178H105ZM144 179V178H143ZM147 179L145 178V183L147 182L146 181ZM49 181V182H48ZM88 181V180H86ZM102 181V180H101ZM107 181V180H105ZM114 181V180H113ZM137 181H138V178H137ZM64 182V181H63ZM108 182V181H107ZM134 182V181H133ZM142 182H144L143 180L140 181V184H142ZM148 191L150 193V197L153 199L152 203H154V206L157 210V213L159 215V218L161 219L162 221V224L163 226H169V228L171 227V229L173 228L175 232H177V229H180V228H185L186 225H189V231H186L183 235L180 234V238H184V239H190L193 235V231H192V228H193V216L191 215H188L189 212H187L188 210H186V208L184 209L182 207L183 204L180 203V200L177 199L176 195H175V192L170 190L167 185L165 184V182L161 179H148ZM48 183H51L52 186L50 187L52 189V194L50 192V195H48L49 192L48 190L50 188H48V190H46V188L48 187H44L45 185H47ZM67 183V182H66ZM109 183V182H108ZM123 183V182H122ZM137 183V182H136ZM33 186H32V185ZM84 184V183H83ZM82 184V186H83ZM92 184V183H91ZM90 184V185H91ZM104 184V183H103ZM121 184V182H120ZM144 184V183H143ZM30 185V186H28ZM49 185V184H48ZM85 185V184H84ZM106 185V184H105ZM112 185V184H111ZM121 185H125V184H121ZM138 185V186H139ZM66 186V185H64ZM68 187L67 188H71L69 191H71V196H73L76 200H78L74 195L77 196V193L76 190L75 192H73V188L71 187V185H67ZM92 186V185H91ZM117 186H119L117 184ZM142 186V185H141ZM147 186V185H146ZM115 187V186H114ZM136 187V186H134ZM140 187V186H139ZM144 187V186H143ZM141 187V188H143ZM91 188V187H90ZM111 188V187H110ZM137 188V187H136ZM135 188V189H136ZM140 188V189H141ZM138 189V188H137ZM67 190V189H66ZM116 190V189H115ZM114 190V192H115ZM124 191H126L125 189H122ZM121 190V191H122ZM143 190V189H141ZM147 189H145L144 191H146ZM245 190H247L245 192ZM69 191H66V193ZM110 191V190H109ZM120 191V193H122ZM136 191V190H135ZM134 191V192H135ZM140 191V190H139ZM93 192V191H92ZM143 192V191H142ZM142 192H139V193H142ZM67 193V195H69ZM82 193V192H81ZM86 193V192H85ZM64 196H63V195ZM84 195V192L82 193ZM81 194V195H82ZM108 194V192H107ZM143 193V197H141L140 194H138V197L136 198H142L144 199V196H147L148 194H145ZM80 195V193L78 194ZM82 195V196H83ZM88 195V194H87ZM110 195V194H109ZM108 195V196H109ZM122 195V194H121ZM134 195V194H133ZM79 196V199L81 197V199L79 201H77L79 204H80V201H82L81 203L84 202V196ZM91 196V198H90ZM90 196H85V198H90L92 199L95 198L96 196L99 197V195H95V196H92V194ZM60 198V199H59ZM66 198V197H65ZM70 201V198L67 197ZM101 198H102V195H101ZM149 198V197H148ZM188 198V199H189ZM58 199H59V202H58ZM73 199V198H72ZM86 199V200H88ZM96 199V198H95ZM92 199L93 200V204L94 202L97 203V200H98V204L99 202L101 203V201H99V199ZM135 199V198H134ZM151 199V200H152ZM63 200V199H61ZM67 200V199H65ZM75 200V202H76ZM108 200V199H107ZM132 200V199H131ZM145 200V199H144ZM32 201V202H33ZM74 201V199H73ZM73 201L71 200V203H73ZM91 201V200H90ZM88 201L89 203H92ZM136 201V200H135ZM141 200H138L137 204L135 205V210L138 208V206H141L139 204H143V203H140ZM67 202V201H66ZM76 202V203H77ZM87 202V201H86ZM87 202V203H88ZM108 202V201H107ZM106 202V203H107ZM148 203V200L146 201ZM150 202V201H149ZM241 202H242V208H240L241 206ZM33 203V205H34ZM70 202H68L69 204ZM87 204L89 205L88 207H93L92 204ZM125 203V202H124ZM146 203V204H147ZM58 204V205H57ZM108 204V203H107ZM151 204V203H150ZM50 205V206H51ZM61 205H64V203H62ZM71 205V204H70ZM85 205V203H84ZM92 205V206H90ZM102 205V204H101ZM28 206V204H27ZM67 206V205H66ZM95 206V204H94ZM98 206V205H97ZM95 206V207H97ZM118 206V205H117ZM120 206V205H119ZM137 206V207H136ZM147 206V205H146ZM146 206H144L146 208ZM184 206V205H183ZM32 207V206H31ZM53 207V206H52ZM54 207V208H55ZM63 207V206H62ZM65 207V206H64ZM63 207V208H64ZM72 206H70L71 208ZM75 208L78 207V206H74ZM87 207V206H86ZM102 207V206H100ZM99 207V208H100ZM105 207V206H104ZM112 207V206H111ZM125 209L127 208L126 206H124ZM143 207V205H142ZM148 207V206H147ZM67 208V207H65ZM64 208V209H65ZM69 208V207H68ZM67 208V209H68ZM81 206L78 207L79 211L81 212L80 210ZM82 208L86 209L85 207L82 206ZM88 208V209H89ZM94 208V207H93ZM92 208V209H93ZM98 208V207H97ZM95 208V209H97ZM98 208V209H99ZM141 208V207H140ZM60 209V208H59ZM66 210H63V213ZM77 209V210H78ZM91 209V208H90ZM113 209V208H112ZM124 209V208H123ZM133 209V207H132ZM30 210V208H29ZM50 210V209H49ZM57 210V209H56ZM73 210V209H72ZM76 210V209H75ZM75 210L73 213H75ZM103 210V209H102ZM101 210V212H102ZM114 210V209H113ZM121 210V209H119ZM134 210V211H135ZM138 210V209H137ZM143 210V213L145 212L144 211V208L141 209ZM44 211V210H43ZM71 211V210H69ZM79 211H76L77 214H80ZM96 210H92V212L95 213ZM107 211V210H106ZM109 211V210H108ZM124 211V210H122ZM26 212V211H25ZM24 212V214H26ZM61 212V211H60ZM87 212H89L87 210ZM96 212H100V211H96ZM121 212V211H120ZM126 212V211H125ZM128 212V211H127ZM132 212V211H130ZM153 213V211H151ZM29 213V212H28ZM27 213V215H28ZM67 213V212H66ZM82 214L83 211L81 212ZM91 213V212H90ZM104 213V212H103ZM115 213V212H114ZM124 213V212H122ZM129 213V212H128ZM127 213V214H128ZM141 213V212H139ZM146 213V212H145ZM214 213V214H215ZM24 214H22L24 216ZM48 214V213H46ZM59 214V213H58ZM70 214L72 213H68V215L70 216ZM92 214V213H91ZM90 214V215H91ZM106 213H104L105 215ZM109 213H107L108 215ZM112 213H110L109 215H111ZM116 214V213H115ZM213 214V215H214ZM222 214V213H221ZM76 215V214H74ZM87 215V214H84V216ZM96 215V214H95ZM99 215V214H97ZM101 215V214H100ZM130 215V214H129ZM132 215V214H131ZM135 215V214H133ZM132 215V216H133ZM143 215V214H141ZM148 215H149V211H148ZM147 215V217H148ZM224 215V214H223ZM62 216V215H61ZM103 216V214H102ZM123 216V215H122ZM150 216V215H149ZM29 217V216H28ZM60 217V216H59ZM65 217V216H64ZM71 218L73 217L72 215L70 216ZM79 217V215H78ZM93 217V215H92ZM106 217V216H105ZM111 217V216H110ZM117 217V216H116ZM119 217V216H118ZM130 217V216H129ZM128 216H126L125 218H129ZM140 217H143V216H140ZM147 217H144L146 220ZM152 217V216H151ZM227 217V216H226ZM26 218V217H25ZM31 218V216H30ZM29 218V219H30ZM61 218V217H60ZM82 218V217H80ZM86 220L90 219L88 218V216H85L84 217ZM100 218V217H99ZM120 218V217H119ZM135 219V217H133ZM133 218H130V219H133ZM137 218V216H136ZM24 219V218H23ZM63 219V218H62ZM73 219V218H72ZM78 219V218H76ZM93 219V218H91ZM103 219L105 221V218L103 216ZM122 219V218H120ZM119 219V220H120ZM130 219H128V224L127 225H130L129 224V221ZM133 219V220H134ZM142 219L141 221L143 222V218H140ZM139 219V220H140ZM15 220V219H14ZM84 219H82L83 221ZM98 220V219H97ZM126 219L122 220V221H125ZM135 220H138V219H135ZM138 220V223L140 222ZM150 220V218H149ZM154 219H152L153 221ZM19 221V220H18ZM21 221V219H20ZM75 220H73L74 222ZM79 220H77V223H78ZM81 221V222H82ZM91 221V220H89ZM118 221V220H117ZM127 221V220H126ZM155 221V220H154ZM158 221V220H157ZM22 223L19 224V222H13L14 224H10L8 226V229L10 230V232L13 230V232L15 231L16 234L19 235V237L17 238V245L18 247L16 248L15 244L12 242H10L9 240H7L5 237L1 238L0 239V264H143L142 262V255L144 253L145 250H143V241L147 242L146 240H142L141 238L143 237H140V236H137V235H134L133 232L131 231L130 229V226H129V229L132 233H129L127 234L123 239H121L120 237V242L121 244L123 245V247H125V249L121 248V250L123 249V251L125 250L126 254L125 256L121 257V256H117V254H114L112 253L114 246H113V243L111 244L112 245V252L110 251V249L105 250L100 254L101 256H99L98 258H96L95 256L98 254V252H94L93 249H97L98 247V241L102 238L99 237V240H95V238H98V236L96 235V237H91L90 238H93L91 240V243L92 241H96L95 243H97L98 245L95 247V246H92L91 243H90V240L88 242L87 239L86 241L85 238L87 235V232L85 229L82 227V225H79L81 228H83L86 232H84L85 234V238L81 239L83 240L82 244H81V247L83 248L81 250V252L79 251V248L76 246V243L79 244L78 242H76L78 239H76V235L77 233L74 234V231L75 229L78 230V228H75V229H70V226L69 228L65 227V225L62 227L60 226V224H62V222L60 221V219H57V218H53V217H49V216H46V215H43V214H39L38 212H33V219L31 220H23L21 221ZM95 221L93 220V222H86L84 221V223L87 225H98L96 222L95 224H93ZM100 222V221H99ZM115 222V221H114ZM120 224H121V221H119ZM131 222H133L131 220ZM148 222V221H147ZM16 223V224H15ZM60 223V224H59ZM76 223V222H75ZM107 223V221H106ZM109 223V222H108ZM107 223V224H108ZM134 223V222H133ZM132 223V225H134ZM141 223V222H140ZM64 224V222H63ZM80 224V223H78ZM82 224V223H81ZM105 224V223H104ZM124 224V223H123ZM137 224V223H136ZM155 224V223H154ZM158 224V223H157ZM8 225V224H7ZM117 225V224H116ZM119 225V224H118ZM131 225V227H132ZM145 225V224H143ZM6 226V225H5ZM74 226V224L72 225ZM84 226V224H83ZM107 226V225H106ZM110 226V225H109ZM135 226V225H134ZM133 226V227H134ZM140 226V224H139ZM148 226V225H147ZM159 226V224H158ZM2 227V226H1ZM97 227V226H96ZM95 227V228H96ZM99 227V226H98ZM97 227V228H98ZM119 227V226H118ZM142 227V226H141ZM162 227V226H161ZM87 228H89L87 226ZM96 228V229H97ZM137 228L135 227L136 230H139V227L137 225ZM143 228V229H142ZM141 228V232L142 230H145L144 228L146 227H142ZM153 227H151L150 229V225H149V236H150V231L152 230V236H153ZM163 228V227H162ZM5 229V228H4ZM124 229V228H122ZM133 229V228H132ZM160 229V228H159ZM172 229V230H173ZM176 229V230H175ZM81 230V229H80ZM79 230V233H81ZM88 230V229H87ZM118 230V229H117ZM121 230V229H120ZM125 230V229H124ZM148 230L146 229V231L148 232ZM157 230V229H155ZM165 230V228H164ZM195 230V229H194ZM76 231V230H75ZM83 231V230H82ZM93 231V230H92ZM101 231V230H100ZM104 231V230H103ZM106 231V230H105ZM110 231V230H109ZM116 231V230H115ZM140 231H138L139 233H141ZM146 231H143V232H146ZM99 232V231H98ZM135 232V231H134ZM137 232V234L139 235V233ZM146 232V233H147ZM156 232V231H154ZM158 232V231H157ZM161 232V231H160ZM168 232H171L170 231H167ZM105 233V232H104ZM103 233V234H104ZM106 233H108L106 231ZM105 233V234H106ZM111 233V231L109 232ZM114 233V232H113ZM173 233V232H172ZM181 233H183L181 231ZM3 234V233H2ZM11 234V233H10ZM83 234V235H84ZM89 234V233H88ZM97 234V232H96ZM177 234H179L178 232L175 233L174 235L177 236ZM12 235V234H11ZM82 235V236H83ZM91 235V234H90ZM95 236V234H92ZM108 237H109V234H107ZM141 235V234H140ZM143 235V234H142ZM144 235H146L144 233ZM156 235V234H155ZM154 235V237H155ZM161 235H164L161 233ZM112 236V235H111ZM110 236V239L114 238L112 236L111 238ZM148 236V234H147ZM148 236V237H149ZM168 236H170V234H168ZM172 237V236H171ZM169 237V238H171ZM204 237V239H203ZM13 238V237H12ZM104 238V237H103ZM146 238V237H145ZM150 240L152 239V237H149ZM148 238V239H149ZM14 239V238H13ZM89 239V237H88ZM117 241L118 239L115 238ZM113 240V239H112ZM111 240V241H112ZM149 240V241H150ZM154 242L151 241V244L152 243H155V240H156V243H158V240L157 239H153ZM168 240V238H166V241ZM175 240L177 241V239L175 238ZM81 241V240H79ZM103 241V240H102ZM101 241V243H102ZM114 241V240H113ZM117 241L116 242V246L118 245L117 244ZM164 241V240H163ZM170 241V240H169ZM168 241V242H169ZM173 241V239H172ZM179 241V240H178ZM182 241V240H181ZM180 241V242H181ZM100 242V241H99ZM107 243L109 241H106ZM144 242V243H145ZM175 241H173L174 243ZM100 243V245H102ZM111 243V242H110ZM146 243V245H147ZM163 243V242H162ZM167 243V242H166ZM182 243V242H181ZM179 243V244H181ZM120 244V245H121ZM149 244V243H148ZM160 244V243H159ZM165 244V243H164ZM176 244V242H175ZM170 245L173 246L175 245ZM93 245H94V242H93ZM105 245V243L103 242V246ZM107 245V244H106ZM118 245V246H120ZM146 245L144 246L146 248ZM158 245V244H157ZM167 245L169 246V244H166V248L169 249L170 247H167ZM92 246V247H91ZM109 246V244H108ZM155 246V245H154ZM108 247V248H110ZM122 247V246H120ZM177 247V250H178V246ZM102 248V247H101ZM118 248V247H116ZM147 248H150V244H149V247ZM103 249V248H102ZM152 249V248H150ZM160 249V247H159ZM174 249V248H173ZM153 250V249H152ZM155 250V249H154ZM170 250V249H169ZM99 251V250H98ZM155 251H158V250H155ZM168 251V250H167ZM172 251V249L170 250ZM118 252V251H117ZM153 252V251H152ZM161 252V250H160ZM159 252V254H160ZM177 251L174 250L171 254H170V258L174 257L175 254ZM116 253V251H115ZM147 253V252H146ZM144 253V255L146 254ZM150 253V252H149ZM166 253V252H165ZM165 253H163L162 255H164L163 257H166L165 256ZM151 254V253H150ZM150 254L148 255V257L150 256ZM156 254V253H154ZM168 253H166L167 255ZM157 256L158 253L156 254ZM155 255V256H156ZM98 256V255H97ZM146 256V255H145ZM153 256V255H151ZM161 257V256H159ZM159 257H156L158 258L159 260ZM168 257V258H169ZM175 257V258H176ZM150 258V257H149ZM162 258V257H161ZM167 258V257H166ZM144 259V258H143ZM164 260H166L165 258H163ZM162 259V260H163ZM148 260V258H147ZM147 260H145V262H147ZM154 260V261H153ZM152 261L154 262L153 264H156V259L154 257ZM157 260V262H158ZM169 260V259H168ZM174 261V260H173ZM160 263V260L159 262ZM173 263V262H172ZM145 264V263H144ZM147 264V263H146Z\"/></svg>",
  "mask_w": 264,
  "mask_h": 264
}]
</instances>
